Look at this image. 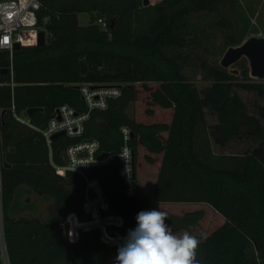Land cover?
Returning <instances> with one entry per match:
<instances>
[{
	"label": "trees",
	"instance_id": "16d2710c",
	"mask_svg": "<svg viewBox=\"0 0 264 264\" xmlns=\"http://www.w3.org/2000/svg\"><path fill=\"white\" fill-rule=\"evenodd\" d=\"M40 1L38 19L46 43L22 45L14 49L13 57L0 50V68L13 67L12 73H0V108L5 110L1 149L11 164L1 167L2 207L12 264H104L110 253L117 254L120 243L106 242L99 226L79 228L78 238L70 241L62 225L46 223L63 224L75 209L80 221L88 220L84 176L76 171L58 173L52 159L64 162L66 147L83 138L98 139L104 151L120 150L123 125L134 131L130 143L135 150L136 194L128 196L122 187L119 158L85 167L90 178L101 181L112 220H120L118 216L124 220L122 225L108 224V230L125 237L136 227L138 212L159 208L174 233L188 230L200 240V264H264L263 126L233 91L241 86L264 99V82L251 76L248 65L241 76L214 66L209 71L213 83L202 96L196 81L183 72L181 54L165 51L188 45L185 33L193 12L220 11L221 6L227 15L218 22L230 29L229 44L242 43L248 32L259 31L252 17L264 24L263 1L160 0L147 6L144 0ZM80 12H95L92 21L107 16L108 28L96 22L81 25ZM86 81L120 84L122 95L111 99L106 109L92 110L82 137H56L51 159L40 128L64 103L86 109L78 85ZM133 103L138 106L130 113ZM31 106L44 109L34 113L30 124L19 121L15 113ZM206 108L218 115L213 129ZM239 135L261 141L240 154L215 152L213 137L230 141ZM144 159L155 165L154 180L147 186L139 182ZM21 185L54 197L49 221L11 214ZM207 218L211 227L200 229Z\"/></svg>",
	"mask_w": 264,
	"mask_h": 264
},
{
	"label": "built area",
	"instance_id": "2783aa9c",
	"mask_svg": "<svg viewBox=\"0 0 264 264\" xmlns=\"http://www.w3.org/2000/svg\"><path fill=\"white\" fill-rule=\"evenodd\" d=\"M41 5L42 3L40 0H0V50L8 51L10 56L13 57V51L15 49L14 44L16 42H19L21 46L37 43L38 32L42 30V27L39 26L38 19V11ZM98 22L102 25L103 29L108 28L106 18L99 17ZM9 68L10 73H12L13 67L10 66ZM78 85L86 109L79 110L74 105L64 103L56 108L47 124L43 128H40V131L45 136L50 146L51 159L53 158V149L51 147V143L54 140L52 139L53 134L59 131H65L64 134L70 137H82L85 134L86 123L90 119L92 110L106 109L111 99L122 95V86L117 83H95L86 81L78 83ZM23 113L27 115L26 110ZM15 116L19 121L30 124V119L24 118L22 114L15 113ZM1 120L2 109L0 108V122ZM120 130L122 135L120 150L104 151L101 149V143L98 139L83 138L66 147L63 152L64 162L57 163L52 159V163L58 173L65 174L66 171H76L84 176L86 180V191L83 207L88 214L91 213L93 216L92 220L84 222L93 221L94 219L97 220L102 209L107 212L105 216H114L108 213L111 205L101 181L96 177L90 178L85 173V167L87 165L94 163L103 166L119 158L121 163L119 174L122 178V186L125 185L124 190L128 196H134L136 194V180L133 171L132 157L133 148L130 143L132 129L128 125H123ZM2 164L3 152L0 138V250L2 264H12L4 234L1 183ZM83 167L84 169H82ZM90 187L96 195L93 199L89 197L88 190ZM72 213L68 215V219L71 223V238L74 235L72 231L74 223L79 222L77 215L74 216V221L72 220ZM96 215L97 217H95ZM118 217H120V222L114 223L122 225L124 220L121 221L122 217ZM87 228L90 227L88 226Z\"/></svg>",
	"mask_w": 264,
	"mask_h": 264
},
{
	"label": "rangeland",
	"instance_id": "374dc122",
	"mask_svg": "<svg viewBox=\"0 0 264 264\" xmlns=\"http://www.w3.org/2000/svg\"><path fill=\"white\" fill-rule=\"evenodd\" d=\"M159 1L160 0H149L148 4L152 5ZM262 1V4L264 6V0ZM148 4L144 5L147 6ZM223 15H227L224 6H221L220 11L215 12H193L187 20L189 26L187 32L185 33L188 40V45L185 47L172 46L165 49L166 53L169 55L181 54L180 62L182 64V70L185 74H187L188 77L196 81L200 90V94L202 96H204L208 92L213 83L212 75L209 71L214 66L220 65L224 67L221 64V60L228 48L230 46H233L229 44L226 38V35L230 31V29L228 28V26H225L218 22V20ZM78 16L79 23L81 25H88L92 22H96L102 27V25L98 22V19L92 21L93 16H95V12H80ZM103 17L107 18V16ZM262 19L264 21V9L262 11ZM252 22L258 26L259 31L248 32L245 39L252 35L264 37V24H260L259 20L256 17H252ZM246 65L249 66V59L246 56H242L227 68L234 74L241 76L242 70ZM252 77L264 82V78L255 76ZM233 91L239 93V95L245 102L247 112L258 118L263 126L264 133V116L262 115L264 99L259 97V95L255 91L246 90L241 86H234ZM135 105L138 106V103H133L132 105H130V113L135 112ZM140 110L142 111L141 107L139 108V111ZM22 116L24 118L27 117L25 113H22ZM206 117L211 129L215 128V125L218 122V115L216 111L213 108H206ZM260 141L261 139L257 136L247 137L245 135H239L230 141H224L221 138L213 137L212 145L215 152L217 153L240 154L244 153L245 151L252 150L260 143ZM154 167V164H151L145 159L143 160L139 176V182L141 186H147L153 182L155 173ZM53 200L54 197L52 195H44L42 193L34 191L33 189L25 185H21L20 187H18L15 195L13 196L11 203V214L15 217L28 215L30 217L38 218L43 221H49L53 209ZM75 215H77V213H75ZM112 219L113 218L110 216L99 214V216L97 217L98 222L88 221L89 223L85 222L87 223L85 224L84 221L79 220V222L81 223L78 222L77 225L74 223V227L72 228L74 234L72 236V240H76L78 238L79 228L99 226L100 228H102L103 238L106 240V242L110 244L122 243L123 239L121 237L111 235L108 232V228L106 226L108 224H115L116 222L118 223L119 221V219L111 221ZM122 220L123 218H121V221ZM208 222L209 218H207V221L204 220V224L208 226L201 225L200 229H209V227L211 226H209L210 224ZM109 237L118 239L110 240ZM116 255L117 254L115 253H110L106 258L104 264H113Z\"/></svg>",
	"mask_w": 264,
	"mask_h": 264
},
{
	"label": "clouds",
	"instance_id": "9594fccd",
	"mask_svg": "<svg viewBox=\"0 0 264 264\" xmlns=\"http://www.w3.org/2000/svg\"><path fill=\"white\" fill-rule=\"evenodd\" d=\"M135 219L136 227L118 245L113 264H200V240L188 230L174 233L165 212L141 210Z\"/></svg>",
	"mask_w": 264,
	"mask_h": 264
},
{
	"label": "water",
	"instance_id": "95a60500",
	"mask_svg": "<svg viewBox=\"0 0 264 264\" xmlns=\"http://www.w3.org/2000/svg\"><path fill=\"white\" fill-rule=\"evenodd\" d=\"M149 0H144V4H148ZM46 43V32L45 30H40L38 32V37H37V44H45ZM15 49H18L21 47V44L19 42H16L14 44ZM242 56H246L249 59V66H250V73L252 76L259 77V78H264V37L263 36H257V35H252L245 39L242 43L238 45H233L228 48L226 53L224 54L221 64L224 67H228L235 63L238 59H240ZM1 72L6 71L10 73V68L9 67H4L0 69ZM44 108L42 106H31L26 109V112L28 116L31 118L36 111L43 110ZM5 113V110H2V118ZM65 131H59L55 134L52 135V139H55L61 134H64ZM131 136H134V131L131 132ZM13 149V148H11ZM132 157H133V171L135 173V150H132ZM3 164L5 166H10L11 164L7 161L5 157V153H3ZM84 169V167L82 168ZM125 188V185L122 186ZM89 197L93 199L96 195L93 191V189L90 187L88 190ZM74 213H77V210H74ZM102 215H107L106 210L102 209L101 210ZM93 216L91 213L88 214V220H92ZM47 226H51L54 228H59L61 225L64 227L65 233L67 238L72 241L71 238V223L70 220L67 219L63 224L59 221H54V222H47ZM108 232L111 235L114 236H119L117 234L116 230Z\"/></svg>",
	"mask_w": 264,
	"mask_h": 264
},
{
	"label": "crops",
	"instance_id": "0c3cea01",
	"mask_svg": "<svg viewBox=\"0 0 264 264\" xmlns=\"http://www.w3.org/2000/svg\"><path fill=\"white\" fill-rule=\"evenodd\" d=\"M23 113V112H22ZM27 117H25L26 119H30V117L28 116V114L26 115ZM23 186V185H22ZM25 186H27V187H29V188H31V189H33L32 187H30V186H28V185H25ZM34 190V189H33ZM35 191V190H34ZM45 195V194H44ZM53 204H54V200H53ZM21 216H28V215H21ZM19 217V216H18ZM124 237L122 236V239H123Z\"/></svg>",
	"mask_w": 264,
	"mask_h": 264
},
{
	"label": "bare ground",
	"instance_id": "6f19581e",
	"mask_svg": "<svg viewBox=\"0 0 264 264\" xmlns=\"http://www.w3.org/2000/svg\"><path fill=\"white\" fill-rule=\"evenodd\" d=\"M110 217H113V216H110ZM90 222V221H89ZM119 237H121L122 238V236H119Z\"/></svg>",
	"mask_w": 264,
	"mask_h": 264
}]
</instances>
